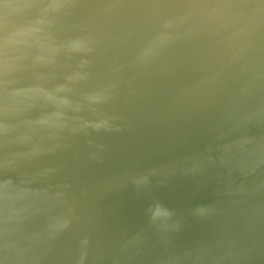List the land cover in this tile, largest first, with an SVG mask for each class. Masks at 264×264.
Returning a JSON list of instances; mask_svg holds the SVG:
<instances>
[{"label":"water","instance_id":"obj_1","mask_svg":"<svg viewBox=\"0 0 264 264\" xmlns=\"http://www.w3.org/2000/svg\"><path fill=\"white\" fill-rule=\"evenodd\" d=\"M0 264H264V0H0Z\"/></svg>","mask_w":264,"mask_h":264},{"label":"clouds","instance_id":"obj_2","mask_svg":"<svg viewBox=\"0 0 264 264\" xmlns=\"http://www.w3.org/2000/svg\"><path fill=\"white\" fill-rule=\"evenodd\" d=\"M74 47L78 48L79 45H74ZM159 215V209L156 210V212L154 213V218H156Z\"/></svg>","mask_w":264,"mask_h":264}]
</instances>
